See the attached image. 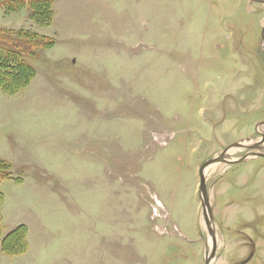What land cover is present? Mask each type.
Wrapping results in <instances>:
<instances>
[{"label":"rangeland","instance_id":"1","mask_svg":"<svg viewBox=\"0 0 264 264\" xmlns=\"http://www.w3.org/2000/svg\"><path fill=\"white\" fill-rule=\"evenodd\" d=\"M263 1L54 0L46 28L0 9L55 40L0 93L3 235L27 244L0 264H204L199 168L264 135ZM263 166L209 168L213 264H264Z\"/></svg>","mask_w":264,"mask_h":264},{"label":"trees","instance_id":"2","mask_svg":"<svg viewBox=\"0 0 264 264\" xmlns=\"http://www.w3.org/2000/svg\"><path fill=\"white\" fill-rule=\"evenodd\" d=\"M24 7L30 11V19L39 27L46 28L54 18V0H0V9L5 14L17 13ZM55 45L52 37L41 35L32 29L0 28V93L15 96L22 93L33 82L36 71L30 63L42 57V52ZM12 175V165L0 159V183ZM16 183L21 179H16ZM4 197L0 192V250L6 256H17L25 252L26 229L18 225L3 235L1 206Z\"/></svg>","mask_w":264,"mask_h":264},{"label":"water","instance_id":"3","mask_svg":"<svg viewBox=\"0 0 264 264\" xmlns=\"http://www.w3.org/2000/svg\"><path fill=\"white\" fill-rule=\"evenodd\" d=\"M264 3V1H263ZM262 38L264 43V25L262 27ZM263 136H261V139L259 141H256L254 143H233L229 146H227L218 156H215L211 159H208L205 161L199 168L198 174L200 178L199 182V188H198V196L202 208V216L204 220V225L206 228V232L211 240V248L208 254L205 256L204 264H213V260L215 258L216 249H217V240H216V232L213 224V216H212V209L209 201V195L207 191V179H206V172L209 167L216 165V164H224V165H232L235 163H240L246 160V158H249L251 156H263L258 154H251L249 156H246L242 159H236V160H230L227 158V154L231 150L235 149H248V150H257L259 149L260 143H262ZM251 256L248 257L243 264L247 263L250 260Z\"/></svg>","mask_w":264,"mask_h":264},{"label":"flooded vegetation","instance_id":"4","mask_svg":"<svg viewBox=\"0 0 264 264\" xmlns=\"http://www.w3.org/2000/svg\"><path fill=\"white\" fill-rule=\"evenodd\" d=\"M261 136H263V140H262V143L264 142V135H261ZM262 143H260V145H259V149H257V150H248V149H246L245 151V155H243V156H241V157H239L238 159H242V158H244V157H246V156H249V155H251V154H253V153H255V154H258V155H262L263 154V159H264V149H263V152H262V150H261V144ZM261 150V151H260ZM261 157V156H260ZM259 156H251V157H249V158H246V160H250V159H252V158H260ZM235 164H237V163H235ZM234 164V165H235ZM233 165V164H232ZM263 169H264V166H263ZM263 196H264V192H263ZM264 202V201H263ZM212 216H213V214H212Z\"/></svg>","mask_w":264,"mask_h":264},{"label":"bare ground","instance_id":"5","mask_svg":"<svg viewBox=\"0 0 264 264\" xmlns=\"http://www.w3.org/2000/svg\"><path fill=\"white\" fill-rule=\"evenodd\" d=\"M213 166H215V165H213ZM212 167V166H211ZM211 167H209V168H211ZM209 168H208V170H209ZM208 170H207V172H208ZM207 172H206V174H207ZM204 225V224H203Z\"/></svg>","mask_w":264,"mask_h":264}]
</instances>
